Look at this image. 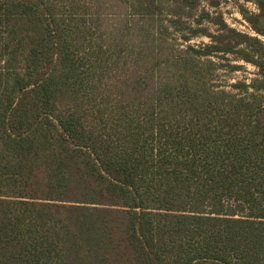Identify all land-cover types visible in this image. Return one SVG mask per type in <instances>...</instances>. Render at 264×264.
<instances>
[{"label":"trees","instance_id":"obj_1","mask_svg":"<svg viewBox=\"0 0 264 264\" xmlns=\"http://www.w3.org/2000/svg\"><path fill=\"white\" fill-rule=\"evenodd\" d=\"M243 1L251 33L201 0H0V264H264Z\"/></svg>","mask_w":264,"mask_h":264},{"label":"rangeland","instance_id":"obj_2","mask_svg":"<svg viewBox=\"0 0 264 264\" xmlns=\"http://www.w3.org/2000/svg\"><path fill=\"white\" fill-rule=\"evenodd\" d=\"M239 5H244L249 10H254L251 3H245L243 0H201V6L205 7L210 12L220 13L226 23L236 28L239 31L251 33L248 24L242 19L238 13ZM264 41V37H261ZM207 39L199 38L192 41V43L206 42ZM242 69L234 73H221V77L233 82L235 79L248 80L255 76V68L251 65L242 63Z\"/></svg>","mask_w":264,"mask_h":264}]
</instances>
